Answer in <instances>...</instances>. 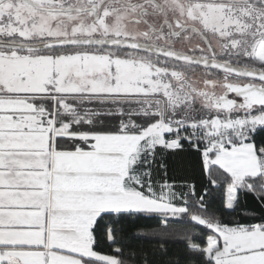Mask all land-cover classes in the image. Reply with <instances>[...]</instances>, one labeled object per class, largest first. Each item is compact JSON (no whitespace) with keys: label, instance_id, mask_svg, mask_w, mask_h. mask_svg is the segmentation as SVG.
<instances>
[{"label":"snow or ice","instance_id":"6c2138e0","mask_svg":"<svg viewBox=\"0 0 264 264\" xmlns=\"http://www.w3.org/2000/svg\"><path fill=\"white\" fill-rule=\"evenodd\" d=\"M0 264H264V0H0Z\"/></svg>","mask_w":264,"mask_h":264},{"label":"trees","instance_id":"16d2710c","mask_svg":"<svg viewBox=\"0 0 264 264\" xmlns=\"http://www.w3.org/2000/svg\"><path fill=\"white\" fill-rule=\"evenodd\" d=\"M180 164H182V162H181V161H178V166H179Z\"/></svg>","mask_w":264,"mask_h":264}]
</instances>
